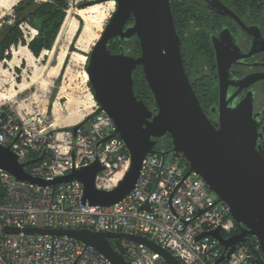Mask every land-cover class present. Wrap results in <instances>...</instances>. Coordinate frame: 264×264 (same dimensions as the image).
Returning <instances> with one entry per match:
<instances>
[{
    "label": "water",
    "instance_id": "water-1",
    "mask_svg": "<svg viewBox=\"0 0 264 264\" xmlns=\"http://www.w3.org/2000/svg\"><path fill=\"white\" fill-rule=\"evenodd\" d=\"M116 10L109 18L101 38L90 53L87 72L100 102L99 109L80 123L66 128L73 132L95 114L105 112L115 124L113 135L124 142L130 165L124 177L112 190L95 186L98 172L104 169L99 161L74 169L69 174L47 181L33 177L25 170L10 146L0 144V169L17 180L39 185H58L79 180L83 185V203L110 206L121 201L135 187L142 162L149 153L184 158L185 176L196 173L212 191L218 202L228 209L238 227L225 237L221 227L201 233L197 240L212 236L223 248L219 262L229 259L238 245L254 237L260 244L259 262L264 264V127L259 130L258 113H254V94L247 92L253 82L264 79L256 73L236 79L230 72L239 56L235 38L228 28L213 37L219 76V106L212 111L219 118L216 127L209 119L187 75L182 42L172 13L170 0H114ZM220 13L242 22L218 0ZM133 17V23L125 28ZM119 36L129 40L137 36L141 54L137 58L113 55L107 42ZM225 36L229 42L225 43ZM264 51V36L255 35V48ZM257 50V49H256ZM142 65L145 80L154 96L157 110H149L138 101L133 90L132 71ZM238 88L231 92L230 87ZM169 135L172 147L158 150L156 146ZM142 209H148L144 204ZM6 233L65 235L101 252L112 264H131L125 256L121 238L143 244L160 255L156 264H183L169 250L145 236L123 232H103L89 228L60 229L5 227Z\"/></svg>",
    "mask_w": 264,
    "mask_h": 264
},
{
    "label": "built area",
    "instance_id": "built-area-1",
    "mask_svg": "<svg viewBox=\"0 0 264 264\" xmlns=\"http://www.w3.org/2000/svg\"><path fill=\"white\" fill-rule=\"evenodd\" d=\"M66 128L50 125L43 108L23 109L22 114L14 103L0 104V144L10 146L33 177L50 181L99 161L104 169L96 176V188H115L129 168L130 154L123 140L113 135L111 118L103 111L95 114L75 137ZM167 157L149 153L133 190L110 206L83 203L79 180L39 185L0 169V264H112L77 239L6 233V226L89 228L145 236L183 264H261L257 240L243 242L229 259L219 262L223 253L219 242L209 235L196 239L218 227L225 237L231 236L235 221L196 173L185 176L186 164ZM144 204L149 208L142 209ZM121 244L131 264H156L160 257L135 241L121 238Z\"/></svg>",
    "mask_w": 264,
    "mask_h": 264
},
{
    "label": "rangeland",
    "instance_id": "rangeland-1",
    "mask_svg": "<svg viewBox=\"0 0 264 264\" xmlns=\"http://www.w3.org/2000/svg\"><path fill=\"white\" fill-rule=\"evenodd\" d=\"M20 1L23 0L1 16L0 31L18 19L15 8ZM113 8L111 0H68L53 47L39 55H34L28 46L37 36V28L21 23L24 42L9 47L5 59L0 60V104L14 103L22 114L23 109L43 108L49 124L57 128L73 126L93 113L96 101L91 94L89 75L87 79L84 74ZM131 47L135 48V42ZM211 67L209 59L198 56L193 71L205 75ZM263 104L264 92H260L256 107L260 109ZM172 158L168 156L167 160Z\"/></svg>",
    "mask_w": 264,
    "mask_h": 264
},
{
    "label": "flooded vegetation",
    "instance_id": "flooded-vegetation-1",
    "mask_svg": "<svg viewBox=\"0 0 264 264\" xmlns=\"http://www.w3.org/2000/svg\"><path fill=\"white\" fill-rule=\"evenodd\" d=\"M192 6H196L201 9L203 12H206L210 15L209 18H212L213 22L209 23L207 21L193 18L189 20L187 26V33L191 34L193 30L206 29L210 38L211 46L213 49V63L210 71L205 75H198L193 71L194 62H190L187 60L185 62L187 67V75L192 83L197 85H202L204 90H207L208 87L210 90L215 91L217 93V100L212 102L210 105L203 106L205 112L207 113L209 119L213 122V124L218 127L219 126V118L212 111L214 107L219 106V94H220V85H219V76L216 66V55L215 49L213 45V37L219 35L223 28H228L232 36L235 38V42L237 44L238 49L233 48V53L239 55L234 64L230 68V72L232 76L236 79H242L249 75H255L256 73H264V51H260L259 47L255 48V35L261 34L264 36V14L258 13V10H255V0H251L249 2L245 0H240L239 2L235 1L234 5L227 0H218L223 5L227 6L230 10H232L237 17L240 19L242 24L236 20L235 18L220 13L219 5L215 1L209 0H189ZM247 5V6H244ZM116 10V4H115ZM114 10V11H115ZM111 16V15H110ZM134 21V18L131 17L129 21L126 23L125 28L130 26ZM109 22V21H108ZM108 24V23H107ZM193 29V30H192ZM189 37V36H188ZM190 38V37H189ZM225 43H228L229 38L225 36ZM135 42V48L132 49L131 44ZM107 47L109 52L113 55L124 54L128 57L137 58L141 54V48L139 39L137 36L129 40H122L119 36L110 38L107 42ZM257 49V50H256ZM90 57V56H89ZM184 60V59H183ZM184 64V65H185ZM185 67V69H186ZM133 77V90L134 94L138 101L144 102V104L148 107L149 110H157V105L154 99V96L148 86L147 81L145 80L143 67L142 65H137L135 69L132 71ZM91 94L93 95L94 100L96 101V110L100 108L101 104L96 99V92L93 88V83L89 79ZM149 89L150 95L147 94V90ZM209 90V89H208ZM238 88L231 86L230 91L235 92ZM247 92H253L254 94V113H258V122H259V130L264 127V104L260 109L256 107L257 97L260 92H264V79L257 80L253 82L246 90H243L241 94V98H243ZM202 105V104H201ZM160 141L156 146L158 150H168L172 147H165L161 144ZM182 160L185 164L184 158H178Z\"/></svg>",
    "mask_w": 264,
    "mask_h": 264
},
{
    "label": "trees",
    "instance_id": "trees-1",
    "mask_svg": "<svg viewBox=\"0 0 264 264\" xmlns=\"http://www.w3.org/2000/svg\"><path fill=\"white\" fill-rule=\"evenodd\" d=\"M227 1L234 5L235 1L239 2L240 0ZM250 1L251 0H249V2ZM170 4L175 19L176 29L181 36L184 64L187 60L195 63L198 56H204L213 63V49L207 30H193L191 34H188L186 31L189 20L197 18L211 23L213 20L209 18L210 15L196 6H192L189 0H170ZM67 8L68 0H43L40 2L35 0L20 1L15 8L18 19L16 22L2 28L0 31V60L5 59V53L9 47L17 45L19 42H24L22 32L19 28L20 24L23 22L29 23L38 30L37 36L28 44L34 55H39L44 49H51ZM263 8L264 0H255V10L261 13ZM193 87L202 106L210 105L217 100V93L210 90L209 87V90H204L202 85H197L195 83ZM147 94H151L149 89L147 90ZM161 142L165 147L171 146L169 135ZM178 161L181 165H184L182 160ZM235 227L237 228L238 225L236 224ZM224 236H226V234H224ZM247 241L256 242V239L250 236Z\"/></svg>",
    "mask_w": 264,
    "mask_h": 264
},
{
    "label": "bare ground",
    "instance_id": "bare-ground-1",
    "mask_svg": "<svg viewBox=\"0 0 264 264\" xmlns=\"http://www.w3.org/2000/svg\"><path fill=\"white\" fill-rule=\"evenodd\" d=\"M17 1L18 0H0V18H1V16H3V14L6 11L10 10L17 3ZM111 2H112V4H115V1L114 0H111ZM84 75L88 79L87 72ZM5 98L6 99H10L11 97L5 96Z\"/></svg>",
    "mask_w": 264,
    "mask_h": 264
}]
</instances>
